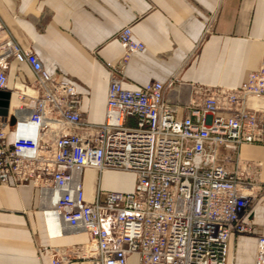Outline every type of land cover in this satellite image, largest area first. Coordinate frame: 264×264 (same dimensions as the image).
<instances>
[{
    "label": "built area",
    "instance_id": "2783aa9c",
    "mask_svg": "<svg viewBox=\"0 0 264 264\" xmlns=\"http://www.w3.org/2000/svg\"><path fill=\"white\" fill-rule=\"evenodd\" d=\"M117 36L125 52L108 63L105 120L89 123L76 87L49 73L0 20V90L9 88V56L27 62L35 74L21 87L12 111V140L6 131L10 115L0 121V183L31 180L44 214L57 225L53 233L66 227L88 235L81 244L41 251L52 264H127L132 254L141 264H227L231 235L252 234L258 244L255 264H264V181L250 177L238 156L243 143L264 144V112L258 115L250 105L264 96V57L240 86L194 84L203 98L190 99L189 113L179 117L163 82L124 87L131 55L146 46L131 25ZM28 97L34 100L30 108ZM221 148L237 153L233 169L219 161ZM86 167L98 175L107 169L134 171L136 188L98 187L95 199L87 201ZM255 202L263 210L261 223L251 215Z\"/></svg>",
    "mask_w": 264,
    "mask_h": 264
},
{
    "label": "crops",
    "instance_id": "0c3cea01",
    "mask_svg": "<svg viewBox=\"0 0 264 264\" xmlns=\"http://www.w3.org/2000/svg\"><path fill=\"white\" fill-rule=\"evenodd\" d=\"M0 20L49 73H58L60 80L76 87L89 123L105 120L108 63L118 62L125 52L117 34L126 25H131L134 37L146 47L131 55L124 87L163 82L166 98L179 106V117L189 113L186 104L190 99L201 102L203 98L195 94L194 84L240 86L264 57V0H0ZM5 66L10 84L0 90V110H8L6 131L12 140V111L20 102L21 87L33 82L35 74L27 62H18L13 56ZM172 75H176L174 82L167 85ZM27 100L28 108L32 107L34 100ZM250 105L261 115L264 96L254 97ZM3 119L0 111V121ZM226 155L232 160H226ZM238 156L248 166L250 177L264 181V144L243 143ZM236 157L237 153L220 149L219 161L231 169ZM113 171L98 175L92 167L84 169L87 201L95 199L98 187L105 191L103 179ZM92 177L94 183L87 182ZM251 215L256 223L262 222L258 202ZM51 227L31 180L0 183V264H52L50 254L42 248H69L88 239L84 231L64 227L55 234ZM257 248L255 235L232 234L227 264H255ZM70 264L92 263L73 260ZM127 264H141L139 255H130Z\"/></svg>",
    "mask_w": 264,
    "mask_h": 264
},
{
    "label": "rangeland",
    "instance_id": "374dc122",
    "mask_svg": "<svg viewBox=\"0 0 264 264\" xmlns=\"http://www.w3.org/2000/svg\"><path fill=\"white\" fill-rule=\"evenodd\" d=\"M116 172H112L105 176L103 179V189L105 191H133L136 188L137 174L131 170H119L114 169ZM92 181L93 177L87 178V182Z\"/></svg>",
    "mask_w": 264,
    "mask_h": 264
},
{
    "label": "water",
    "instance_id": "95a60500",
    "mask_svg": "<svg viewBox=\"0 0 264 264\" xmlns=\"http://www.w3.org/2000/svg\"><path fill=\"white\" fill-rule=\"evenodd\" d=\"M2 93H0V95H1ZM3 106L4 107H6L7 106V104H6V102L3 104ZM1 111V114L3 115V116H7L8 115V110L6 109V108H3L2 110H0ZM14 118V117H13ZM13 122H15V118H14V121Z\"/></svg>",
    "mask_w": 264,
    "mask_h": 264
},
{
    "label": "bare ground",
    "instance_id": "6f19581e",
    "mask_svg": "<svg viewBox=\"0 0 264 264\" xmlns=\"http://www.w3.org/2000/svg\"><path fill=\"white\" fill-rule=\"evenodd\" d=\"M50 225L52 226L51 227L52 228V232H54V230H56V228H57L56 223L53 220H50Z\"/></svg>",
    "mask_w": 264,
    "mask_h": 264
}]
</instances>
